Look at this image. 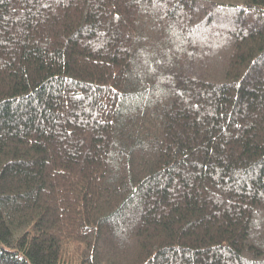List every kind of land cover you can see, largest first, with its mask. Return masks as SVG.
Returning <instances> with one entry per match:
<instances>
[{"label":"trees","instance_id":"trees-1","mask_svg":"<svg viewBox=\"0 0 264 264\" xmlns=\"http://www.w3.org/2000/svg\"><path fill=\"white\" fill-rule=\"evenodd\" d=\"M0 264H264V0H0Z\"/></svg>","mask_w":264,"mask_h":264}]
</instances>
